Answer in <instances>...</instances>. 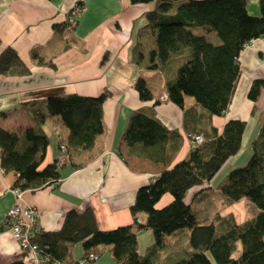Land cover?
Here are the masks:
<instances>
[{"label":"trees","instance_id":"obj_1","mask_svg":"<svg viewBox=\"0 0 264 264\" xmlns=\"http://www.w3.org/2000/svg\"><path fill=\"white\" fill-rule=\"evenodd\" d=\"M129 1L151 5L143 13L145 23L132 33L130 60L140 69L161 72L167 99L179 107L183 108L185 97L190 96L209 116L223 115L240 75V52L252 40L264 36V0H260L257 15L247 12L248 0ZM76 5L82 7L81 2ZM66 26L74 28L64 19L53 25L54 32L61 33ZM196 29L216 32L219 43L207 41ZM36 62L54 66L42 59ZM29 73L30 68L11 46L1 50L0 75ZM133 86L142 102L154 98L143 77H138ZM263 86V79L253 80L248 99L255 102ZM108 97L107 89L97 96L74 92L51 95L44 100L43 112L31 110L33 127L25 128L20 135L0 127V167L17 175L12 188L33 191L57 185L61 178L58 157L43 165L49 138L39 125L47 117L59 116L67 130L59 146L65 147L67 162L73 167L82 166L84 162L78 155L92 151L104 131L103 103ZM159 102L154 99L149 105L133 109L120 134L130 156L164 166L153 180L137 189L130 206L132 216L145 214L144 221L101 230L91 209L68 210L59 229L39 228L31 237L41 254L49 258L47 264H80L71 257V248L78 242L83 248L82 259L88 254L99 256L107 248L113 261L108 264H156L153 257L165 237L182 229L189 230V245L195 251L170 264H264V114L248 161L231 169L219 186L225 203L247 198L257 213L240 223L216 213L211 222L203 223L184 198L191 187L209 182L238 152L246 122L228 119L219 135L203 136L202 143L191 145L185 157L174 162L186 134L162 123L155 108ZM255 108L253 104L251 113ZM166 192L171 194V201L156 208V202ZM142 230L152 232L153 242L140 254L137 233ZM10 264H22V260Z\"/></svg>","mask_w":264,"mask_h":264},{"label":"crops","instance_id":"obj_2","mask_svg":"<svg viewBox=\"0 0 264 264\" xmlns=\"http://www.w3.org/2000/svg\"><path fill=\"white\" fill-rule=\"evenodd\" d=\"M78 2L82 3V10L74 28L66 26L61 33L54 32L53 25L64 22ZM259 5L260 0H248L247 12L259 14ZM150 7L149 3H130L129 0H0V52L5 46H11L30 68V73L23 76L0 75V127L18 135L25 128L33 127L31 110L43 112L44 100L51 95L74 92L97 96L104 89L110 92L103 103V133L92 151L78 155L83 165L73 167L70 162H64L57 185L22 192L23 202L39 210L38 226L42 230L59 229L65 213L72 209L78 212L91 209L95 224L101 230L134 223V218L137 223L144 221L145 214L132 216L130 206L137 189L153 180L164 166L130 156L128 145L120 140L130 112L141 105L159 99L155 106L158 118L168 128H177L184 135L189 132L206 138L219 135L231 118L244 120L248 126L251 123L259 126L264 114V86L255 102L248 99L247 92L253 80H264V36L249 42L240 52V75L228 109L223 115L209 116L190 96L185 97L183 108L169 101L161 72L140 69L130 60L132 33L145 23L143 13ZM38 59L51 61L54 66L39 64ZM138 77L146 80L153 93L152 100H140L133 86ZM253 104L256 108L251 113ZM254 118L256 120L251 122ZM63 126H59L57 116L47 117L40 123L39 127L49 138L43 165L61 154L58 147L67 134ZM244 134L246 127L241 148ZM252 134L248 136L250 152L256 135ZM190 147V142L184 139L174 162L183 159ZM237 153L228 158L221 169L234 166ZM16 176L0 167V264H10L17 259H21L22 264H35L29 260L27 252L20 250L5 226V213L16 202L11 192ZM213 181L212 177L209 186L191 187L184 198L198 220L209 223L216 213L220 217L230 216L236 223L246 219L240 218L238 201L224 202L219 188L223 181L217 186ZM171 199L169 194H163L155 207ZM188 234V229H182L166 236L175 241L165 252H162L163 243L154 254L155 263L170 264L185 257L183 254L190 250L187 251ZM152 242L150 230L137 233L140 254ZM75 251L73 244V260H77ZM108 259L109 262L101 264L113 262L110 256Z\"/></svg>","mask_w":264,"mask_h":264},{"label":"built area","instance_id":"obj_3","mask_svg":"<svg viewBox=\"0 0 264 264\" xmlns=\"http://www.w3.org/2000/svg\"><path fill=\"white\" fill-rule=\"evenodd\" d=\"M82 10V7L76 5L67 14L66 18L72 25L76 24L77 16ZM186 139L191 145H197L204 141V137L199 133H186ZM61 154L58 157L59 164L67 161L65 154V147L59 146ZM204 186H209V182L204 181ZM11 192L16 198V202L11 205L5 213V226L10 230L14 238L18 242L20 250L27 252L29 260L35 264H47L49 258L41 254L38 245L31 241V237L38 232V218L40 215L39 210L34 207L27 205L22 200V190L18 188H12ZM97 255L88 254V260L96 259ZM54 264H57L55 262Z\"/></svg>","mask_w":264,"mask_h":264},{"label":"rangeland","instance_id":"obj_4","mask_svg":"<svg viewBox=\"0 0 264 264\" xmlns=\"http://www.w3.org/2000/svg\"><path fill=\"white\" fill-rule=\"evenodd\" d=\"M196 33H199V34H202V35L206 36V40L207 41H211L214 44L219 43L218 35H217L216 32L203 33L201 30L196 29ZM57 118L59 119V126H63L62 125V122H61V119L59 118V116H57ZM255 120H256V118H254L251 122H254ZM257 120H258V118H257ZM245 127H246V134H244L243 145H242V148L240 147L239 153H237V157H236V159L234 161V164H233L236 167L245 165V163L248 161V159H249V157L251 155L250 153H252V152H250V147H249V143H250L251 140H250V138L248 136L252 132H253L252 136L255 135L259 126L253 125V123H251L249 126L247 124ZM79 160H81V159H79ZM65 162H67V161H65ZM234 166H232V167L227 166L226 168H223V169L220 168L221 170H219L213 176V178H214V181H213L214 186H217L220 181H223L224 178H225V176L227 175V173L231 169H233ZM199 185H202L203 186V183L202 184H199ZM164 194H169L171 196V194L168 193V192H166ZM168 202L164 203L163 205H161L159 207L156 206V208L163 207ZM238 202H239V210H240L239 214H240V218L252 217V216H254L257 213L258 209L254 205V203H252L249 199L242 198V199L238 200ZM174 241H175L174 238L168 239V237H166L164 239V243L165 244L162 247V252H165L166 250H168L169 246L171 244H173ZM75 245H76L75 259L80 260L81 263H83V264H96V263L97 264H101V263H104V262L106 263V262H109L110 261L108 259L109 256L107 254V251H103V253H101L99 256H97L94 261H89L87 258H83L82 259V253H83L82 252V245L79 242L78 243H75ZM188 245H189V241H188ZM188 250H189V252H185V254H183V255H185V257H187L190 253H192L193 251H195V249L192 248L190 245H189V247H187V251Z\"/></svg>","mask_w":264,"mask_h":264},{"label":"water","instance_id":"obj_5","mask_svg":"<svg viewBox=\"0 0 264 264\" xmlns=\"http://www.w3.org/2000/svg\"><path fill=\"white\" fill-rule=\"evenodd\" d=\"M134 223H137V220H136V218H134Z\"/></svg>","mask_w":264,"mask_h":264}]
</instances>
